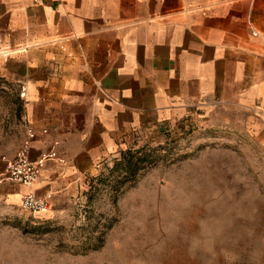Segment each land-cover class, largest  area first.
Segmentation results:
<instances>
[{
  "label": "crops",
  "instance_id": "1",
  "mask_svg": "<svg viewBox=\"0 0 264 264\" xmlns=\"http://www.w3.org/2000/svg\"><path fill=\"white\" fill-rule=\"evenodd\" d=\"M0 81L23 92L29 158L54 153L0 183V209L32 192L62 211L151 128L238 110L264 137V0H0Z\"/></svg>",
  "mask_w": 264,
  "mask_h": 264
},
{
  "label": "rangeland",
  "instance_id": "2",
  "mask_svg": "<svg viewBox=\"0 0 264 264\" xmlns=\"http://www.w3.org/2000/svg\"><path fill=\"white\" fill-rule=\"evenodd\" d=\"M242 116L151 128L62 211L0 209V264H264V137ZM24 129L20 94L0 81V158Z\"/></svg>",
  "mask_w": 264,
  "mask_h": 264
},
{
  "label": "built area",
  "instance_id": "3",
  "mask_svg": "<svg viewBox=\"0 0 264 264\" xmlns=\"http://www.w3.org/2000/svg\"><path fill=\"white\" fill-rule=\"evenodd\" d=\"M23 91V88H22ZM23 95V92L20 93ZM36 133L31 126L25 128V138L16 150L13 157L3 155L1 161L3 167L0 169V183L10 182L30 186L38 178L45 159L54 156L51 152L40 159L29 158L30 142ZM20 208L35 213L46 212L50 205L45 198L36 196L32 192L24 194L20 199Z\"/></svg>",
  "mask_w": 264,
  "mask_h": 264
},
{
  "label": "trees",
  "instance_id": "4",
  "mask_svg": "<svg viewBox=\"0 0 264 264\" xmlns=\"http://www.w3.org/2000/svg\"><path fill=\"white\" fill-rule=\"evenodd\" d=\"M127 152H129V150ZM127 152L122 151L121 154L125 156ZM127 160L128 161H127V165H126L127 167L125 169V173L128 174V176L133 178L136 176L138 171L142 168L141 162H144L147 159L146 157H140V158L138 157L134 163H131L129 159Z\"/></svg>",
  "mask_w": 264,
  "mask_h": 264
}]
</instances>
